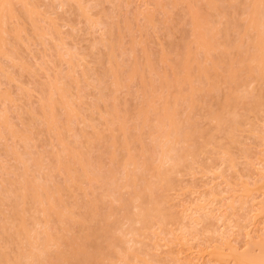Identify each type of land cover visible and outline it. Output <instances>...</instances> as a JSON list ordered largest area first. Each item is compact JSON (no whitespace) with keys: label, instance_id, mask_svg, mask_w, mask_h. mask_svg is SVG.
Returning a JSON list of instances; mask_svg holds the SVG:
<instances>
[{"label":"rangeland","instance_id":"rangeland-1","mask_svg":"<svg viewBox=\"0 0 264 264\" xmlns=\"http://www.w3.org/2000/svg\"><path fill=\"white\" fill-rule=\"evenodd\" d=\"M216 1L222 7L226 5L224 6L226 10L224 7L223 10H225L227 13H224L225 11H222L221 8L218 11L215 9L214 11L213 9L210 11L209 9L210 14L213 15L212 16L213 18L211 19V16H207V18L209 17L214 22V24L213 22H211L212 24L209 25L210 24L209 22L208 24L209 28L207 25L206 26L209 30L210 28L213 29V26L214 28L216 26L217 28L216 30H219V28L221 27L224 28V29L222 28L220 29V32L222 31L224 32L223 34L221 33L223 37L221 36V34H219L221 37L217 35L218 34L217 32V34L215 35L216 37L218 36L219 41L216 42L217 41L216 40L214 42L215 43L214 46H217V43L221 44L220 46L222 49L220 48V46H218V49L214 48L215 49L214 50L212 48L214 51L209 50L210 60L213 58V60L211 61L209 60V58L205 59V55L202 54L203 52L201 53L196 51V53L198 52L202 54L203 55L202 57L198 53L197 54L199 56H197L196 53L194 54L196 55L197 58L201 57L202 59L204 58L206 60L205 61L203 59V63H201L200 58H198V60H200L197 61V63L200 62L198 63L199 66L197 64L198 67H200V64L203 65L206 64L205 66L210 67L209 66L210 63H212V61L217 60L222 62V66L224 64L223 68L221 67L224 71L219 67L220 65L217 64L218 66L216 67L217 68L216 71L212 70L211 67H210L211 69L206 68L210 72H207L206 70V73H204V75L210 73L209 77H205L207 75L203 76V73L198 75L197 77V72H195L197 69L194 67L192 70L193 73L189 72L191 75L190 78L192 79V76L195 73L196 79L200 82H198L195 78L192 79L191 83L195 81V84H193L195 86H193L192 84L191 86L194 87L193 89L195 90L192 91L191 88V90L189 91L191 95L187 96L186 95L188 93L187 91L189 90V87H191L190 85L188 86V83L186 82V80H188L189 77L185 79V82L187 83L186 85L184 83L185 86L182 84L181 86L179 83L181 88L179 86L178 88H176L177 87L176 86L177 82L175 81L177 79L176 76H179L181 73L180 70H178L179 66L177 65L178 63L176 62L178 61L179 57L183 55L185 50H186L185 52H187L188 50H191L193 46H195V48L193 47L194 51L195 49H197L196 48L197 45H194L196 44L195 41L194 40L192 41L194 36L193 33L197 27L196 28L194 27V22L193 19H191L190 15L194 16V14L196 13H192V12H197V16L199 18L196 17L194 18H196L198 21H200V19H204V17L206 22L207 20L210 21L209 18L206 19L205 16V15H210L209 13H207L208 11L207 9L210 6V4L208 7H205L208 1L206 2L205 0H5V1L3 0L4 5L2 3L0 4V11H1L0 14V19H1L0 20V193L1 194L3 193L2 196L0 194L1 196L0 223L1 224L3 223V225H5L4 223L10 221L9 228L11 226L15 229L11 221L15 219L13 221L14 223L16 219L21 216L18 215L17 217H15L16 215L15 212L17 213L19 211V208L18 211L17 210L14 211L13 214L15 215L11 214L12 209L13 208L15 209V207L13 206L15 205L17 207L16 204L19 203V200L17 201L15 199V195H16L15 191L18 192L21 186L23 187V185L25 186L26 183L28 184V181L31 184L33 183L36 184L39 182L38 184H36V186H33L34 184L32 186L29 185L31 186L30 190H32L35 187L40 188L41 186L42 187L40 189H42L43 186L44 188L46 186L47 187L50 186L53 188L55 185H59V186L62 185L64 187L63 184L65 183V179H66L67 183H65V185L67 187L66 186L64 187L63 189L64 191H62L63 194L61 195L65 202V204L63 203L65 208L68 207L66 210L64 208V211L65 212L71 211L69 212L70 214L68 216L72 215L70 216V219L67 216L64 217L67 219L63 220V222H65L63 223L61 221V219H64L61 217L63 214L62 215L57 214L56 212L53 211L55 209H53L52 207L51 208L53 210H49L50 208H48L47 210L48 212H46L45 210H43L46 204L45 205L43 204L44 206L41 210L46 212L44 214L43 211L39 212L40 211L39 205L42 203L36 204L38 205L37 206L38 209L36 212L35 209L33 208L35 205L32 207V203H33L31 201L32 199L26 200L28 203H30L28 207V204L23 199L24 197L21 198L19 196L22 205L18 204L21 206V210H20L21 213L18 212V214H22L24 216L25 212L23 213L24 208L22 206H25V210L27 208L30 210V211L26 210L25 213L26 217L24 218L28 221L29 224L30 223L32 224L29 225L26 222L23 224H26L25 227L27 228L28 226H30L29 229H27V231L30 230V228L31 229L33 228V230L28 231L27 233L29 232L30 233L28 235L26 234V236H24L25 234L21 235V233L23 234V232H20V234H18L19 231L17 232L15 231V232L19 236L21 235L20 237L24 236L25 238L28 239V241H30L29 243L30 246H27L28 248L29 247L32 248L31 242L33 246V243L36 240H38L37 238L34 239L37 234V230L42 232L43 231L42 228L46 229V227L49 225L48 227L50 228L52 227L51 229H49V231L51 230L54 232V233L53 232L50 233L51 235L53 234V236H55L54 237L55 241L53 240L54 243L51 242V244H49L52 246H47V247L52 248L53 250H57L58 247L57 251H52V250L50 251L49 249L46 248L47 250H49L47 259L49 260L50 258L49 256L51 255V258L53 259L50 260L52 261L54 259L57 260L59 257H62V254L61 256L56 257V254L58 255L57 252H59L60 248L61 251H63L64 248L63 246L69 243V239H68V243L65 242L66 241L65 238L68 237V235H69L68 238H70V243L71 240L73 241L74 238H76V240L79 241L77 242L78 244H80V241H82L79 239L89 238L90 239V240L88 239L89 241L85 239L86 241L84 240V242H82L83 244L85 243L83 245V248L87 249L86 244L90 246L88 243L91 242L90 243L91 247L88 248L89 250L91 248L94 249L95 252L92 249L90 250L91 252L88 250L87 251L91 254L94 253V256L95 258H97V260L98 257H100L101 259L102 258L101 255H103V253L106 252L107 253V254L105 253L106 259L105 256H103L105 260L102 258L101 261L103 260L105 262L106 260L109 259V261H107V264L109 262H110L109 264H113V263L114 264H239L241 261L240 262H235V261H238L239 255L241 256L243 254H247L245 253L246 251L248 253L251 252L253 255L255 252L256 255L261 254V250H260L261 246L258 245H260L259 243L264 241V209H263L264 205H262L264 203V199H263L264 198V190H263L264 189L263 186L264 185V179H263L264 177V108H263L264 80H262L263 82L261 80L257 81V79H254V72H251L253 74L252 76V74L249 71H247L245 68H244L245 70L243 71L246 72L247 76L244 74L243 71H241L242 69H235V72L236 70L238 72L240 71L239 74L237 72L238 76L236 73H234V75L237 76V78L235 77L236 79L234 78L235 80L233 79V77L232 78L228 77L229 75L226 74L224 75L225 71L227 72V70H225L224 68L225 65L227 68L229 64L232 63V61L234 60L232 64L233 65L232 67H234L235 64L237 63V61L235 60H237L238 58L240 59L241 52L237 50L242 49V51H246L245 49L248 48H250V51L253 50L251 49L252 48L251 46L247 48L248 43L251 44L250 37L248 35L250 32H248L246 35L244 34L245 36H243V34L242 35L240 34V32L243 33L244 31V24L246 25L245 31H247V29L250 31L251 29L250 26L247 27V24L242 22V20L243 21L245 20L243 18L245 17L248 18L250 16V15L248 16V13L250 12V8L248 7L249 5H247L250 3L249 2L250 0L249 1L238 0L239 5H236L238 2L237 0H235L236 2L234 3L233 0L231 2L233 5L232 7L235 6L236 8H232L230 2H228L229 6H227L226 3L229 0L227 1L222 0L223 2L221 4H220L221 1L220 2H218V0ZM240 4L242 5L246 4L247 6L245 5L246 7L244 6L242 7ZM244 10H246L245 13ZM224 16L227 17L225 18ZM230 16L232 20L229 18ZM226 19L231 20L230 21L231 23L235 21L232 24V28L233 25H235L234 26L235 28L231 29L230 28L231 23L228 24L227 22H229V20ZM197 20L194 21L198 23ZM205 20H203L204 23ZM222 21L225 22L224 23L225 25L223 24ZM191 22H193V24H191ZM240 22L242 24L244 23L242 27ZM217 23L220 24L216 25ZM226 23L230 26H227ZM192 25L194 28L193 29L194 31L192 30L193 33H191ZM197 26L200 25L197 24ZM238 26L239 29H237ZM199 28L200 27H198V29ZM208 29L203 28V31L206 30L205 33L207 34ZM214 30L215 29H213V31ZM227 30L228 31L230 30L229 35L231 39L233 40L235 39V41L238 42L239 40L240 41L242 40L243 44L240 45L242 48L239 46V44L237 46L238 49L235 47V45L238 42L237 43L234 42V45L232 43H230L232 45L228 43L230 46L227 43H225L226 40H229L228 42L230 41L233 42L230 39V37L228 38L229 35H227L228 33ZM200 31L201 30L199 29L198 32L200 33ZM238 31L240 34L239 36H238ZM196 33L197 32L194 33L195 34L194 38H196ZM239 37L240 39H238ZM241 37H244L245 39L243 38L241 39ZM245 42H247V44ZM223 43L227 44L228 46L227 45L225 46ZM186 44H188L186 47V48L189 47L188 49L185 48ZM222 46H224L227 51L229 50L228 52L229 54H226L227 52L223 51ZM218 50L220 52L222 50L223 53L225 52L224 53L226 54L225 57L227 56L228 58L225 59L223 55L222 57L221 54L223 53L221 54L220 52L217 53ZM192 52L190 51V53ZM236 52H238L237 54L240 55L237 56ZM185 54H189V52ZM216 54L217 55L220 54V55H218L217 57ZM211 55L214 57H212ZM183 57L184 58L182 57L180 58H182V60L184 61L185 58L187 59L189 58V60L190 59L192 60V56L191 58L190 56L188 57L183 56ZM227 59L229 60V63ZM230 59L233 60L230 62ZM195 60L196 58H194V63ZM225 60L226 62L223 63V61ZM174 62H175V66L173 67ZM238 65L240 66L241 64L239 63ZM193 66H195V64H193ZM172 67L173 70L171 71ZM133 68L137 69V71H135L137 73H131V69ZM200 68L204 69L203 67ZM219 68L221 72L218 71ZM211 70L215 72L211 73ZM175 71L176 74L174 77ZM197 71L199 72L200 69H198ZM201 72L202 70L200 71V73ZM216 72H219L218 74L221 73V75L223 74L222 75L223 78L220 75L216 74ZM248 73L249 75L252 76L254 80L251 78V76H248ZM182 74L183 73H181V77ZM165 75L168 76L167 79L168 78L170 79L171 75L172 78H176L175 80L171 78L172 81L175 82V84L174 83L173 84L176 89L174 87L172 88V86L167 87V85L169 84V83L167 84V82L164 83L166 84L164 85L165 87L162 86L163 85L162 82H165L166 80L163 79L166 77ZM217 75L220 77H218ZM213 76L214 77L217 76L215 77L217 80ZM226 76L227 78H225ZM199 77L200 80L198 79ZM203 77L204 79L208 78V80L207 79L206 80L208 83L210 82V84L208 83L206 84V82L204 83L205 80L203 79ZM239 77H241V79ZM117 78L118 80H116ZM228 78L230 79V82H227L229 81ZM244 78L245 79L247 78L246 81ZM231 79H233V81H231ZM239 79L241 80L240 82L241 84L243 81L244 83L245 82L246 83L245 84L243 83L241 86H239L240 85ZM201 81L203 82L204 85L207 86L209 85V87L207 88L210 87L211 89H213L214 87L215 88L213 90L210 89L208 91L205 88L206 86L204 87L203 84H202L203 86L200 85ZM217 82L218 84H215ZM211 83H213V85L215 86H212ZM231 85H236V87L235 86L232 87ZM230 87L232 88L230 89ZM201 88H203V90ZM178 89H180V91ZM253 89L254 92H252L253 93L252 94L251 91ZM181 91L185 93L187 92L186 94L182 92L185 97L187 96L186 97L187 99L191 96L189 99H191V102L193 103V107L191 106V103L188 102L189 99L187 101L186 98L184 101L179 100L178 103H177V99L175 98L176 105L175 104L173 105V103L169 105L170 100H173L172 96L175 95L176 93H178L179 95ZM246 91L248 95L250 93V96L251 95L253 96L252 97L253 100L251 99V97L249 99L247 97H244V95H246ZM60 92H62L63 94H61ZM174 92L176 93L174 94ZM258 92L260 96H262L259 97V101L261 98L260 102L255 100V97L257 96ZM231 93L232 95L235 94L237 98L239 97L240 102H238L239 98L237 99V104L236 102L232 101L233 99L232 100L230 99L231 101L230 100L228 101L234 103H231V105L227 104L226 101L228 98L226 97L228 96V94L230 95ZM175 96H177V94ZM258 96L256 98L257 100H258ZM181 97L183 96H180L179 99H181ZM224 97H225V101L222 100L224 99ZM61 98H63V100ZM147 99L153 100V102L151 103L149 102L151 106L153 105V112L151 111V109H147L148 113L146 112V114H150L149 110L151 111L149 117L152 116L153 113L155 112L153 116L154 118L155 115H157L158 109L159 108L161 109V107L165 105V108L162 107V109H164V112L162 109L161 112L164 115L166 110L169 111L170 109V113L176 111L175 112L176 117L173 116V118H177L178 121H176V119L174 120L176 121L175 123L176 126L180 127V131L189 127L187 128L186 131H189V129L192 128L191 131L189 132H193L194 131L193 127L196 128L197 126L199 127L198 131H196L197 132L196 134L200 133L196 137L198 138V144H199L197 146V153L194 156L192 155H188L187 157L185 156L186 157L184 158L185 160L183 159L185 163L184 164L183 162L181 163L183 164V166L179 165L180 167L178 166L176 170H174L170 174L168 173L169 180L168 178H165L164 179L165 182L164 180H162L163 182L160 181L158 182L159 180L158 178L157 181L156 179L154 180L153 178L150 180V178L148 177H150V175L152 173L154 174L155 172L154 178H156V174H157V171L155 169L154 172L151 171L150 165L152 164V162H150V159H152V161L156 164L158 161L157 166L162 167L160 168L161 170L167 169L168 165L170 166L172 162L171 160H170L171 162L169 161V159H171L169 157H167L169 158L168 160L165 159L166 157L163 158L164 155H162L161 149L159 148L160 142H162V139L164 138L163 137L164 135L161 134L164 132L163 130L165 129V127L168 128L169 120L168 118L167 121L165 120L166 126L163 125L164 129L162 127L161 130L163 132L161 131V133H158L159 132L158 130H160L161 128L160 126H162V124L158 123L160 126L156 124L157 121L159 120V119L157 120L158 117L157 118L155 117L154 119H152V117L150 118L147 117L149 120L150 119L153 120V121L151 120L152 122L149 121L150 123L147 121L149 123L148 124L145 121L147 119H143L145 116L143 114L146 111V109L144 112H142L143 114H140L141 108L143 107L142 109L144 110V106L145 108L147 107L146 105H143L145 104ZM242 99H243V103H245L246 105L241 103ZM244 99L246 100L244 101ZM63 101L65 102V104ZM185 101H187L188 103ZM219 101L222 105L219 103ZM221 101H223L224 103ZM246 101H249L248 104L246 103ZM62 104H64V106ZM166 105L167 106L169 105L170 108L168 109ZM188 105L192 107V108L190 107V110H187L189 107ZM218 105H220L221 108ZM173 106L175 107L177 106V109H175V107ZM41 107L44 109L43 111ZM225 107H227V110ZM160 109L158 111L159 114H160ZM214 109L217 112H219L217 114L218 116L215 117L211 116L213 112H214L213 115H215L216 113ZM111 111H113L112 115H111ZM114 111L116 113H114ZM117 112L122 116L124 121L125 120L127 121V122L121 121L122 125L121 123H119V125H121L122 127L124 126L123 128L127 130L126 133L128 134V136L127 134L125 135V131L122 136V132H123L122 130H124L121 129L122 127L119 126L120 129L117 127V125L114 126L115 129H112L113 126L111 127L110 116H112V118L113 117L116 118L118 115ZM162 113L159 115V117L163 116ZM204 113L206 116L203 115ZM230 114H232V116L235 115L237 117L236 118L233 116L235 119L233 120L234 122L232 121L233 118L230 117ZM141 115H143V118ZM219 115H221L222 117ZM227 115L230 117V118L228 117L229 121L226 120ZM121 116H119L120 118L117 117L116 120L117 119L121 120L122 119ZM164 116L161 118H164ZM126 117L127 119H125ZM164 119L161 120H163V123L165 124ZM225 120L227 122L224 125ZM48 121L51 124L48 123ZM220 121H222V123ZM236 121L238 122L237 125L235 123ZM113 122L114 121H112V123ZM178 122L179 123L183 122L182 124H184L185 122L186 123L185 125L187 126L184 127L185 125L182 126L180 124L182 127H184L182 128L180 125H178L179 124ZM143 123L145 124L147 123L146 125H151V126L152 125L154 126L156 124L157 127L156 126H154L156 128H153L151 126L147 127L144 126ZM193 123H195L196 126ZM218 123L223 125V127H221ZM49 124L51 125L50 127L47 126ZM52 124L54 126H52ZM126 124L128 125V127L125 126ZM188 124L190 126H188ZM109 127L112 129L111 131ZM158 127L160 128L157 130L158 131L157 132L155 131V129H157ZM96 131L97 133H94ZM100 131L104 135L100 133ZM230 131L232 132V134L229 133ZM128 132L133 133V135L131 134V137L133 136L132 138L134 140V142L132 143H130V140H132V138L129 136ZM156 132L158 133V135L160 134L163 138L160 137V140L157 141L158 136L156 137L157 135ZM137 133L139 137L137 136ZM99 134L100 135L102 134L103 136L102 138L98 139ZM175 134L176 133L172 132L171 136L173 135L178 136V134L176 135ZM95 135L97 136L98 140L96 139ZM111 136L113 137L111 138ZM114 136L116 137V140ZM199 136L202 137L199 138ZM136 137L140 139H134ZM179 137L182 138L181 136H178V138ZM91 138L93 140L94 139L96 140L94 141L92 140L93 141L92 143L90 142ZM128 138H130V140ZM171 139L173 140V137ZM135 140L136 141L140 140V142H135ZM164 140L165 139H163V143ZM195 140L197 139H195L194 136V141ZM109 141H112V144L114 145H111V142L108 143ZM114 141L116 142L114 143ZM123 141L125 143H122ZM156 141H157L156 144L159 143V146L158 145L155 146ZM199 141L201 142L202 146L200 145ZM175 142L176 143L174 144V146L176 147L174 148V146L172 145V148H174V150L177 153H180V149L182 147L184 149L187 147L184 146L186 143L184 139L182 141L180 140L178 142L177 141ZM180 142H183L184 145H181ZM89 143H92L89 145L91 146V148L88 147ZM85 144L87 145V147ZM108 144L109 146H112L111 150L110 147L108 149L107 146ZM122 144H124V147L127 145V148L125 147L126 150ZM65 146L71 148L70 150L75 148L78 149L80 148L79 149L80 153L81 151L83 153L79 154L78 153L79 150L75 149L74 151L75 156L72 155L73 153L69 155V153L73 151L69 152L70 150L68 149L69 153H66L65 150H67L66 149L67 147ZM63 148H65V150ZM109 150L110 151L113 150L114 153L113 151L110 152ZM175 151H172L171 154L173 153L174 155ZM128 153L130 154L132 153L134 155L132 156L131 154L132 156L131 159L129 155V160L126 159ZM123 157L125 159H123ZM145 157L146 158L148 157L149 159L147 160ZM132 158L137 160V164L138 166L141 167V170L140 168H138L136 162ZM144 158L150 162V165L147 168L149 170H147L146 168L144 170L142 168V164H145ZM60 159H62L63 161ZM81 159L84 162L82 164L80 163ZM131 160L132 162L134 161L135 163L133 162L132 164L131 163L128 164ZM139 160H141L142 162ZM59 161L63 162V163L61 162L62 165L59 164ZM87 161H89L90 163V166L88 167L89 170L94 171L95 177L97 176L102 177V181L104 179L103 177L109 174V171H111L114 168V170H112L111 172V174H113V171H115L116 169L115 173L113 174L115 178L114 177L112 178V175H108L111 176L110 178H107L108 176H106L105 178L107 179V181L110 179L111 181L112 179L113 180L117 179L115 181L118 182V186H117L118 191L117 190H116L117 192L114 191L115 193L110 191L107 192L108 194L107 197L106 188H108L107 190H110L112 189V187H114L113 190H115L116 184L114 185L113 181L112 182L106 181L109 184L106 183L104 184L102 181H98L97 179H95V177L92 176L94 174L92 175L89 174V178L90 179L93 178L91 182L90 179L87 178V176L84 177L87 178L85 179L86 180L85 181L83 179L82 174L79 173V171L81 172V170L84 169L82 167H84L88 163ZM121 161L124 162L121 163L122 167L123 164L126 163L124 166L128 167L129 165V169L130 168L132 169V171L129 170L130 172H133L131 173L133 175L131 180L128 181L127 179L124 180L126 173H124V171L122 173L123 168H121V166L119 165ZM68 162L70 164H68ZM140 162L142 163L141 165ZM149 162L146 164H149ZM160 162H163V164H165L166 166L163 164H159ZM66 163L68 164V166L66 165ZM63 164L66 166H64ZM136 166L139 170L135 168ZM63 167H66V169H64ZM86 167L87 166H85V168ZM59 168H61L62 170L59 171ZM92 171L90 173H92ZM130 172L128 173L130 174ZM72 173L73 175H75V173H78V175L81 174L80 181L83 179L81 181L83 184L81 182L80 183L74 182V180L76 181L78 180L77 177L72 182L71 179L72 177H74ZM116 173L118 178L115 175ZM143 174L144 176H142V178L146 177L144 178L146 182H148V180L149 182H152L154 180L156 184L157 183L159 184V187L157 188L155 182H152L154 183L157 189L154 186L152 187L150 186V189L152 188V190L149 191L146 190V192L151 194L150 191H153L154 193L152 192L153 194H151V196H154L156 198L158 197L157 193H160L158 194L160 196L157 199V201H159L158 202L159 205L157 204V202L156 204L161 213L159 212L158 209L156 210L158 214L152 212L153 215L151 214L152 217L150 216L151 217L149 219L150 221L149 222L147 221V224L149 223L148 226L147 225L144 226L145 223L142 221L140 223L139 221L137 223L135 222L132 223L130 219L128 221L132 223V226L130 224H128V226L129 225L131 226V227L129 226V229H131L132 231L129 230L130 231L129 232L127 230H121L120 228L121 226L120 227L118 226L122 234L119 233L120 231L116 232L117 231L116 229L118 228L117 225L123 224L124 227L126 228L128 223L127 221L128 217L126 216L127 217L126 220L123 219L126 218L124 217V215L122 217V211H123L122 209L126 208V203H127L124 201L128 199L130 200L129 197L131 198L133 197V195L131 196V193L128 194V190L130 189V187L127 183L128 182L129 184L130 182L133 183V187H136L138 192L144 193L145 189L143 191L142 188L146 184L144 183L145 180L142 181L143 179L141 178V175ZM123 176L124 178H122ZM67 178H69L70 180H68ZM119 178L123 179L125 184L123 183L122 180H119ZM63 179H64V183H63ZM99 180H101V178ZM172 181L173 183H170ZM71 183L73 184L76 183L78 188H76V185L72 187L73 184L71 185ZM142 183H144L145 185L144 184L142 185ZM45 184L47 185L45 186ZM161 184L165 186L163 187ZM140 185H142V187ZM62 186L59 188H62ZM69 186L71 187V190ZM261 187H263V189ZM52 188H50L51 190L50 189L49 190L52 191L54 189ZM55 188H57L58 190V186H55ZM68 189L70 192L65 191ZM49 190L47 191L48 193L50 192ZM57 190L55 189L54 190L55 192L53 191L54 193L51 192V196L52 194L58 195L59 193H61V192L58 193ZM130 190H132V184ZM25 191L26 190H24V192ZM28 191H27V195H29ZM133 191L134 190H132V192ZM32 192L33 191H31V193ZM146 192L144 193L145 195H143V197L145 196L144 198L142 197V195H140L141 196L140 199L143 200L139 201L138 199L137 201H134L137 199L136 197L133 198L134 200L131 199L133 201L130 200L131 202H133L132 204L128 201L129 202L128 205L130 204L131 205L130 207H127L128 209L127 208L126 210L124 209L125 211L123 214L125 215L130 214L133 217L135 216L134 217L135 219L137 218L136 217L137 215H132L131 213L133 212L136 213L137 209H139L137 208V206L141 205L144 207L145 205L146 207V205L149 206L148 204L154 205L153 201L155 202L156 198L152 197L153 198L152 199L150 195H148ZM21 193L22 196L24 194V196L26 197L23 191ZM109 194H112V197ZM119 194L123 196L120 195L121 197H119ZM126 194H128V199L127 196L126 198L124 197ZM69 195H71V197H69ZM113 195H116L119 198L123 197L124 201L122 199H121L122 201H120L118 197L116 199V196L114 197ZM3 196L5 197V199L3 198ZM57 199L58 198L56 197V200ZM145 199L147 200V202ZM44 200L46 201L47 199ZM90 201H92L93 203L95 202L96 205L95 204L93 205V203ZM138 201L139 203H141L140 205ZM60 202L58 203L56 202V204H59ZM88 202H90V204H92L93 206L91 208L88 207L90 208V210H88V213L91 214L89 216L91 218L93 216L97 218L96 215L97 216L100 215L101 219L95 220L94 218L93 220L90 219V217H88V219L86 220V217L88 215H84L85 220L81 219L83 217L82 215L78 217L80 213L81 214L83 212L87 213L88 208L86 207L85 203L89 204ZM122 202H124L125 204H123ZM160 202L162 205H160ZM83 203L85 206L83 205ZM136 203L137 205H135ZM69 204L73 207L74 212H77V215L79 213L78 216L75 215V213L72 211V207L71 206L69 207ZM73 204H75V206ZM120 204H123L124 208H121L123 205ZM80 205L81 206L83 205L85 208L84 207L80 208ZM30 206L34 210H31L32 208ZM40 206L42 207V205ZM61 206L63 205L60 203V207L58 208L60 209ZM95 206H97V210ZM160 206L163 207L160 208ZM45 207H47V205ZM108 208L109 209L111 208V212L110 210L108 211ZM92 209L93 210L95 209V212L96 211L97 212L96 213L93 212ZM127 210H129V212L131 210V212L127 213L126 212ZM31 211H35V212L31 214ZM104 211H106L107 216H103L105 215ZM53 212L55 213V215ZM68 212H66V214ZM72 212L76 216L72 220L75 221V220H79L80 218L81 222H79L80 220L78 222L82 223L83 225H84L83 222H85L86 225L87 223L86 221H88V225H90L89 221L91 222V225L95 224L92 221L95 222L98 221L96 222L95 225H93L92 228L90 227L91 229L88 226V228L91 230V231L89 230V232L91 233L94 231L96 232L94 234L93 233L88 234L89 236L87 237L86 234L87 225L85 227L86 229L85 231L84 229L85 225L82 226V224L81 225L79 224L80 226H82V230H79L81 228L80 226L77 225V229L75 230L77 233L73 232L74 230L72 229L73 230L72 231L71 228L75 227L76 224H78V222L75 223L76 222L75 221L74 222L75 225L73 224L71 220V218H73ZM101 212H103L104 214L102 213L101 215L100 214ZM154 213L156 214L155 216ZM56 214L61 217L60 220L58 219L59 220L58 222L56 219L57 216ZM115 214L117 215L115 216L117 217V219L114 217ZM110 215L111 216L113 215L112 218L114 217L116 220L113 219L115 221H111L112 218L109 217ZM11 216L14 217V219H12ZM100 216H98V218H100ZM102 216L105 221H102L103 220ZM165 216L167 217V220ZM106 217H108L109 219ZM157 217L159 218L156 219ZM34 220L35 222H37V224H34L35 223L33 222ZM125 221L127 222L125 223ZM99 222L102 223L110 222V225L104 223L106 224V226H109L110 228L107 227L109 229H106V227L103 226L104 224L102 225ZM112 222L114 223V225H111ZM46 223H48L47 226L45 225V227L41 228V226H43V224ZM66 226L69 228V230L66 229L67 228ZM124 227L122 229H125ZM132 227L134 229H136L137 227L136 230H138L137 232L139 233H136V230L134 231ZM6 228H8V225ZM112 228L116 230V231L114 230V233H112L113 232ZM95 229H97L98 231ZM1 230L2 233L0 232L1 233L0 238L3 237L4 238L2 239L3 242L1 241V239L0 242L4 244L6 240L7 241L9 240V243L11 244L7 245L8 242L6 241L5 246L7 249L4 248L5 246L3 244H1L2 246L0 245V249L1 250L3 249V251H5L6 253L8 252L7 254L10 255L11 253L14 254L15 250L17 251L16 248L18 247V245L20 243L22 244L25 239L23 240L20 238L21 240H23L22 242L21 240L18 242L17 241L12 242L15 241L16 237H19L17 235L15 236L14 233H11L14 232V230L13 231L8 230L9 232L6 231L4 233L5 235H8L9 233L11 237L10 239L5 237V235H3V232L5 230L4 231L3 229ZM56 230H58V232ZM70 230L72 231V233H75L76 235L72 237L73 239L71 238ZM109 230L111 232H109ZM79 231H83L84 233ZM100 231H102L103 234L106 235L109 232L110 233V234L108 233L109 236L111 234H114V236H111L113 237V239L111 238L112 239L111 240L107 238L108 239L107 240L105 238L106 235L105 236L101 235L102 237L100 238L99 235L102 233ZM60 232L65 237V238L63 237L65 241L61 238L62 236ZM118 233H119L118 236L124 237V239L122 237L120 238L123 239L121 241L122 243L124 242L125 244L120 243L121 241H117V243L120 244V246H122L121 248L118 245V248L117 246H115L116 248L113 247L111 249L110 248L107 249L108 247L107 248L104 247L102 249L103 245L101 243V240L105 238L106 240L103 241H107V242H103L104 244L107 243L109 245L112 242L110 245H113V242L116 243V240H119V237L117 236ZM12 234L14 235L15 239H13ZM64 234L67 236H65ZM81 234L82 235L86 234V237L85 236L82 237ZM56 235L60 236V237L58 236L60 238L59 240L60 242L56 241L57 240ZM90 235L92 236L90 237ZM93 235H97L98 237L95 236L94 238ZM27 236H29L30 238L32 236L34 242L33 240L31 241V239L28 238ZM115 236L118 237V239H116ZM261 237L263 240H260ZM93 238L94 240L97 239L96 242L94 240L92 242ZM41 239H39L38 241H42ZM61 240H63L64 242L63 241L61 242ZM98 240L100 243L98 242ZM141 241L144 244L140 245V243H142ZM37 242L34 243L35 247H37V245L38 246L40 245L39 242L38 244H36ZM55 242L61 244L60 245L56 244L57 245L56 247L53 245L55 244ZM75 242L76 241H74L73 244ZM24 244L25 242L22 244V246L19 245V247H21L22 249L24 247ZM78 244H76L75 247H77ZM13 245L16 247H14ZM93 245H98L97 249L99 248V250L95 249L96 246L94 248ZM110 245L109 247H111ZM130 246L132 248H130ZM68 247L66 248L68 249ZM100 248L102 251L100 250ZM25 249L26 248H24V250ZM112 249L113 251L111 252ZM140 250L143 252H141ZM61 251L59 253H61ZM67 251L68 250H66V252ZM108 251H110L112 254L114 251H116L114 252L115 254H113L114 256L112 255V257L115 259L111 260L108 257L111 255V254L108 255L109 254ZM46 252L47 251H45V253ZM53 252H55L56 254L54 253L53 255ZM45 253L42 255L47 256V254ZM98 253H101V255H98V257H96ZM116 254H118V256H115ZM97 260L92 259V262L94 261L93 263L95 264V261ZM101 261L98 260L96 263L100 262L103 264L104 262ZM34 262H36L37 264L40 261L38 262L34 261ZM104 264H106V262ZM241 264H247V262L246 263L242 262Z\"/></svg>","mask_w":264,"mask_h":264},{"label":"bare ground","instance_id":"bare-ground-1","mask_svg":"<svg viewBox=\"0 0 264 264\" xmlns=\"http://www.w3.org/2000/svg\"><path fill=\"white\" fill-rule=\"evenodd\" d=\"M0 1H1V0H0ZM4 1H5V0H4ZM205 1H206V2L208 1V2H207L208 5L205 3V4L207 5V6L205 5V7H208L209 4H210V6H209L208 9H207V10H208L207 13H209V14H210V11H211L212 9H213V11H214V9L218 11L220 8L222 9V11H225V10H226V8L224 7V6H226V5L223 6V7L225 8V10H223V7H222L221 5H219V3H217L216 0H213V1H211V0H205ZM209 1H211V2H209ZM220 1H221V2H220ZM225 1H227V0H225ZM225 1H224V2H225ZM232 1H233V0H231V1L229 0V1H227V3H226V2H225V3L227 4V6H229V3H228V2H230V5H231V7H232V6H233L232 3H231ZM237 1H238V0H237ZM248 1H249V0H248ZM218 2H220V4H221L223 1H222V0H218ZM234 2H236V1L234 0L233 3H234ZM245 2H246V1H245ZM245 2H243V3H245ZM249 2H250V3H249ZM249 2H248L249 4H247V5H249L248 7L250 8V12L248 13V16H249V15H250V16H249V17L247 16L248 18H246V17L243 18V19H245V20H244V21L242 20V22L246 23V24H247V27L250 26L251 29H250V31H249L248 29H247V31H245V30H246V29H245V28H246V25L243 23V24H244V31H245V32H244V31H243V33L240 32V34H241V35L243 34V36H245L248 32H250L248 35H249V37H250V42H251V44L248 43L247 48H248L249 46H251V47H252L251 49H253V50L250 51V48L245 49L246 51H242V49H241V50H240V49L237 50V51H240V52H241L240 59L238 58L237 60H235V61H237V63L235 64L234 67H232V66H233L232 64H233V61H234V60H233V59H230V62H231L232 60H233V61H232V63L229 64V66H228L227 68H226V65H225L224 68H225V70H227V72L225 71L224 75H225V74H226V75H229L228 77H231V78L233 77V79H234L235 77L237 78V76H238V74H239V72H240V71L238 72L237 70H236V72H235V69H242L241 71H243V70L246 69V70L249 71L250 73H251V72H254V79H257V81H258V80H261V81H262V80H264V0H250ZM1 3L3 4V0L1 1ZM1 3H0V4H1ZM223 4H224V3H223ZM3 5H4V4H3ZM236 5H239V1L237 2ZM240 5H241L242 7H243V6H244V7L247 6L246 4H245L246 6H245V5H242V4H240ZM219 6H220V7H219ZM237 7H239V6H237ZM248 7H247V8H248ZM1 8H2V7H1ZM232 8H236V7L234 6V7H232ZM209 9H210V11H209ZM222 11H221V12H222ZM245 11H246V10H244V13H245ZM191 12H192V11H191ZM192 13H196V14H194V16H192V15H190V16H191V19H193L194 27H195V28L197 27V28L195 29V31L193 30V29H194V28H193V25H192V27H191V33H193L192 30L194 31V33H195V32L198 33V36H197V33H196V38H194V37H195V34L193 33L194 36H193V39H192V41H193V40L195 41L196 44H194V45H197V47H196L197 49H195V51H194L193 47L195 48V46H193L192 49H191V47H190L191 50H188V51H187V52H189V54H185V53H187V52H185V51H186V50H185L184 53H183V55L180 56V57H182V58H184L183 56H185V57L190 56V58H191V56H192V60H191V59L189 60V58H188V59L185 58V61H184V60H182V58H180L179 55H178V57H179L178 61H179V62H178L177 59H176V61H177L176 63H178L177 65L179 66V67H178V70H180V72L183 73V74H182V77H181V73H180V75H179L180 78H179V76H176L177 79H176V78H172V75H173V73H172V75L170 76V79L168 78V79H169V80H168V79H167L168 76L165 75L166 77L163 78V79H166L167 81L165 80V82H162V83H163V85H162L163 87H165L164 85H166V84H164V83L167 82V84L169 83V84L167 85V87H168V86H169V87L172 86V88H173L175 82H173L172 79H173V80L176 79L175 81L178 83V85H177V83H176V86H177L176 88H178V86L180 87L181 84L184 85V83H185V85L188 83V86H189V85L191 86V84H192V85L195 84V81H194L193 83H191L192 79H194V78L196 79V77H195V73H194V75L192 76V79L190 78V76H191L190 73H193L192 70H193L194 67H195L197 70H198V69H200V71L202 70L201 73H200V71H199V72H198L197 70L195 71V72H197V77H198V75H200V74H202V73H203V76L207 75V76H205V77H209V74H210V73L204 75V73H206V70H207V69H209V68L211 67L212 70H215V71H216V70H217L216 67H217L218 65H220V66H219L220 68H221V67L223 68V66H224V64H223V66H222V62L216 60V61H212V63H210V65H209L210 67L205 66V65H206L205 63H204L205 65L200 64V67H203L204 69L198 67V66H199L198 63H200V62L197 63V61H200V60H201V63H203V59H204V58H203V59L201 58V57L203 56L202 54L205 55V59H206V58H209V60H210V56H209V52H210V51H209V50L214 51V50H215L214 48H217V49H218V46L221 45V44L217 43V46H214V45H215L214 42H215L216 40H217L216 42L219 41L218 36L216 37L215 34H217V32H218L217 35H219V34H221V33L223 34L224 32H223L222 30H221L222 32H220V29H221L222 27L219 28V30H216V29H217L216 26H215V28H214L213 25H212V26H213V29H215L214 31H213L212 28H210V30L208 29V28H209V25L212 24L211 22H213V21L211 20V19L213 18V17H212L213 15H211V14H210V15H205V16H206V19L209 18V17L207 18V16H211V19L209 18L210 21L207 20V22H208V23H207L206 20H205V17H204V19H200V21H198V20L196 19V18H199V17L197 16V12H192ZM207 13H206V14H207ZM219 13H220V12H219ZM224 13H227V12L225 11ZM0 14H1V11H0ZM190 14H191V13H190ZM215 14H216V13H215ZM215 14H214V16H215ZM218 15H219V14H218ZM223 15H224V14H223ZM216 16H217V15H216ZM221 16H222V13H221ZM221 16H220V17H221ZM192 17H193V18H192ZM194 17H196V18H194ZM224 17L226 18L227 16H224ZM229 18L231 19V16H230ZM232 18H233V17H232ZM234 18H235V17H234ZM217 19H218V18H217ZM246 19H247V21H246ZM0 20H1V19H0ZM194 20H197L198 23H196V21H194ZM201 20H202V22H201ZM203 20H205V23H204ZM226 20H229V19H226ZM231 20H232V19H231ZM231 20H229V22H227V23H228V24L231 23V22H230ZM191 21H192V20H191ZM214 21H215V20H214ZM233 21H234V20H233ZM193 22H191V24H193ZM209 22H210V24H209ZM217 22H218V21H217ZM222 22H223V21H222ZM222 22H221V23H222ZM234 22H235V21H234ZM234 22H233V23H234ZM200 23H202L203 25L200 24ZM224 23H225V22H223V24H224ZM227 23H226L227 26H230V25H231V26H230L231 29L235 28V27H234L235 25H233V28H232V24H233V23H231L230 25H228ZM240 23H241V22H240ZM197 24H199L200 26H197ZM208 24H209V25H208ZM213 24H214V22H213ZM218 24H220V23H217L216 25H218ZM223 24H222V25H223ZM243 24L241 23V27L243 26ZM204 25H205V26H204ZM206 25L208 26V28H207ZM224 25H225V24H224ZM220 26H221V25H220ZM239 26H240V25H239ZM239 26L237 27V29H239ZM198 27H200V28H199V29L201 30L200 33L198 32V31H199ZM205 27H206V28H205ZM217 27H218V26H217ZM241 27H240V28H241ZM203 28H204V29H208L207 34L205 33L206 30L203 31ZM227 28H228V27H227ZM227 28H226V29H227ZM197 29H198V30H197ZM222 29H224V28H222ZM242 29H243V28H242ZM240 30H241V29H240ZM227 31H228V30H227ZM201 32L204 33V34H202ZM229 32H230V30L228 31L227 35H229ZM222 34H221V36H222ZM240 34H239V31H238V36H239ZM244 34H245V35H244ZM225 35H226V32H225ZM219 36H220V35H219ZM221 36H220V37H221ZM238 36H237V37H238ZM197 37H198V38H197ZM222 37H223V36H222ZM226 37H227V36H226ZM229 37H230V35L228 36V38H229ZM237 37H236V38H237ZM246 37H247V36H246ZM242 38L245 39L244 37H241V39H242ZM223 39H224V38H223ZM230 39H231V37H230ZM238 39H240V37H239ZM238 39H237V40H238ZM220 40H221V39H220ZM231 40H232L233 42H231V41L228 42L229 40H226L227 42H226L225 40H224V41H225V43H227V44H228V43H229V44L232 43L233 45H234V42H236V43L238 42V41H235V39H234V40L231 39ZM248 41H249V40H248ZM183 42H184V41H183ZM193 43H194V42H193ZM193 43H192V45H193ZM240 43H241V44H240ZM245 43L247 44V42H245ZM184 44H185V43H184ZM223 44H224V43H223ZM227 44H224V45L226 46ZM229 44H228V45H229ZM232 44H230V45H232ZM238 44H239V46L242 45V44H243V43H242V40H241V41L239 40V42L235 45L236 48H237ZM187 45H188V44L185 45V48L187 47ZM228 45H227V46H228ZM230 45H229V46H230ZM198 47H199L200 49H199ZM222 47H223V51H226V52H227L226 54H229V53H228L229 50L227 51V50L225 49L224 46H222ZM235 47H234V48H235ZM240 47H241V46H240ZM253 47H254V48H253ZM188 48H189V47H188ZM188 48H186V49H188ZM212 48H213L214 50H213ZM220 48H221V46H220ZM220 48H219V49H220ZM226 48H228V47H226ZM230 48H231V47H230ZM241 48H242V47H241ZM217 49H216V50H217ZM221 49H222V48H221ZM237 49H238V48H237ZM199 50H201V51H199ZM232 50H233V47H232ZM248 50H249V51H248ZM190 51H191V52L193 51V52L190 53ZM196 51L201 52V53L203 52L202 54H200V53L197 52L198 54L201 55V57H198V58H200V60H198V58L196 57V55L199 56V55L196 53ZM219 52H220V51L218 50L217 53H219ZM194 53H196V55H195ZM221 53H223L222 50H221L220 54H221ZM224 53H225V52H224ZM224 53L221 54V56L223 55V56L225 57L226 54H224ZM237 53H238V52H236V54H237ZM190 54H192V55H190ZM220 54H218V55H220ZM218 55L216 54L217 57H218ZM239 55H240V54H237V56H239ZM211 56H212V55H211ZM223 56H222V57H223ZM228 56H229V55H228ZM212 57H214V56H212ZM212 57H211V58H212ZM222 57H221V58H222ZM229 57H230V56H229ZM194 58H196L195 63H194ZM219 58H220V57H219ZM226 58H228V57L226 56L225 59H226ZM180 59H181V60H180ZM205 59H204V60H205ZM215 59H216V58H215ZM215 59H214V60H215ZM234 59H235V58H234ZM211 60H213V58H212ZM211 60H210V61H211ZM227 60H228V59H227ZM238 60H239V61H238ZM182 61H183V62H182ZM192 61H193V64H195V66H193ZM205 61H206V60H205ZM210 61H209V62H210ZM180 62H181V65H180ZM225 62H226V60L223 61V63H225ZM238 62L241 64L240 66L238 65V64H239ZM220 63H221V64H220ZM228 63H229V60H228ZM234 63H235V62H234ZM197 64H198V66H197ZM207 64H208V61H207ZM217 64H218V65H217ZM226 64H227V63H226ZM227 65H228V64H227ZM236 65H237V66H236ZM174 66H175V62L173 63V67H174ZM204 66H205V67H204ZM238 66H239V67H238ZM173 67L171 68V71L173 70ZM235 67H236V68H235ZM237 67H238V68H237ZM176 68H177V67H176ZM176 68H175V69H176ZM206 68H207V69H206ZM211 68H210V69H211ZM214 68H215V69H214ZM220 68L218 69L219 72H221V71H220ZM222 68H221V69H222ZM244 68H245V69H244ZM194 70H195V69H194ZM212 70H211V73L213 72ZM222 70H223V69H222ZM133 71H134V72H133ZM135 71H137L136 68H135V69H134V68L131 69V73H137V72H135ZM215 71H214V72H215ZM223 71H224V70H223ZM189 72H190V73H189ZM207 72H210V71L207 70ZM214 72H213V73H214ZM219 72H216V74H218ZM237 72H238V74H237ZM243 72H244V74L247 76L246 72H245V71H243ZM111 73H112V72H111ZM178 73H179V72H178ZM188 73H189V74H188ZM228 73H229V74H228ZM234 73H236L237 76L234 75ZM112 74H113V73H112ZM175 74H176V71H175V73H174V77H175ZM231 74H233V75H231ZM244 74H243V75H244ZM251 74H252V73H251ZM177 75H178V74H177ZM184 75H185V76H184ZM213 75H214V74H213ZM218 75H220V76L222 77L223 74L221 75V73H220V74H218ZM218 75H217V76H218ZM240 75H241V74H240ZM217 76H215V77H217ZM220 76H218V77H220ZM248 76H251V75H249V73H248ZM252 76H253V74H252ZM252 76H251V78H252ZM188 77H189V78H188ZM213 77H214V76H213ZM215 77H214V78H215ZM243 77H245V76H243ZM171 78H172V79H171ZM181 78H182V79H181ZM183 78H184V79H183ZM187 78H188V80H186V82H187V83H186V82H185V79H187ZM222 78H223V77H222ZM225 78H227V76H226ZM236 78H235V79H236ZM239 78L241 79V77H239ZM249 78H250V77H249ZM249 78H248V79H249ZM178 79H179L180 81H179ZM198 79L200 80V77H199ZM203 79H204V77H203ZM203 79H202V81H203ZM206 79L208 80V78H205V79H204V80H205L204 83L206 82V84H207L208 82H207ZM209 79H210V78H209ZM215 79H216V78H215ZM233 79H231V81H233ZM235 79H234V80H235ZM240 79H239V83L241 82ZM244 79H245V78H244ZM246 79H247V78H246ZM246 79H245V81H246ZM252 79H253V78H252ZM254 79H253V80H254ZM116 80H118V78H117ZM116 80H115V81H116ZM161 80H162V79H161ZM182 80H184V81H182ZM196 80H197V79H196ZM216 80H217V79H216ZM219 80H220V78H219ZM228 80H229V81H227V80H226V81H227V82H230V79H229V78H228ZM242 80H243V79H242ZM162 81H163V80H162ZM169 81H170L172 84H171ZM188 81H190V82H188ZM197 81H198V80H197ZM202 81H201V84H200V85L203 84ZM213 81H214V79H213ZM261 81H260V82H261ZM181 82H182V83H181ZM198 82H200V81H198ZM218 82H219V81H218ZM218 82L215 83V84H218ZM234 82H237V81H234ZM254 82H255V81H254ZM262 82H263V81H262ZM173 83H174V84H173ZM179 83H180V85H179ZM189 83H190V84H189ZM231 83H232V82H231ZM243 83H244V81L242 82V84H243ZM245 83H246V82H245ZM245 83H244V84H245ZM257 83H258V82H257ZM114 84H115V82H114ZM208 84H210V82H209ZM229 84H230V83H229ZM235 84H236V83H235ZM242 84L240 83L239 86H241ZM182 85H181V86H182ZM185 85H184V86H185ZM203 85H204V84H203ZM203 85H202V86H203ZM211 85H212V86H215V85H213V83H211ZM237 85H238V83H237ZM258 85H259V84H258ZM263 85H264V84H263ZM152 86H153V85H152ZM193 86H195V85H193ZM196 86H197V84H196ZM205 86H206V87H205ZM216 86H217V85H216ZM231 86H232V87H233V86L236 87V85H231ZM167 87H166V88H167ZM199 87H200V86H199ZM204 87H205L208 91L211 89V87H210V88H207V87H209V85H208V86H207V85H204ZM232 87H230V89H231ZM259 87H260V86H259ZM174 88H175V87H174ZM176 88H175V89H176ZM180 88H181V87H180ZM191 88H192V91L195 90V89H193L194 87H192V86L189 87V90L187 89V90H188L187 92H188L189 94H188L187 92H186V93H187V94H186V93L183 92V91L180 92V94H182V95H180V94H179V95H180V96H183V97H181V99H179L180 96L178 95V93L174 92V94L176 93L177 96H175L176 94H175V95L172 94V95H173V96H172V97H173V100H170V102H169L170 104H169V105H171V103H173V105H174V104L176 105V99H177V103H178L179 100H180V101H181V100L184 101L185 98H186L187 96L191 95L190 92H189V91L191 90ZM195 88H197V87H195ZM214 88H215V87H214ZM214 88H213V89H214ZM201 89L203 90V88H201ZM206 89H205V90H206ZM213 89H211V90H213ZM178 90L180 91V89H178ZM207 90H206V91H207ZM63 91H64V90H63ZM175 91H176V90H175ZM199 91H200V89H199ZM230 91H231V90H230ZM182 92L185 93L187 96L185 97L184 94H183ZM202 92H203V91H202ZM243 92H244V91H243ZM252 92H254V89L251 91V93H252ZM60 93L63 94L62 92H60ZM64 93H65V92H64ZM252 94H253V93H252ZM254 94H255V93H254ZM201 95H203V94H201ZM234 95H235V94H234ZM234 95H232V93H231L230 95L228 94L229 97L227 96L226 98H228L227 101L230 100V99H231V100L233 99L232 101L236 102V104H237V99H238L239 97L237 98L236 95H235V96H234ZM258 95H259V96H258ZM63 96H64V95H63ZM230 96H231L232 98H231ZM233 96H234V97H233ZM242 96H243V95H242ZM248 96H249V97H248ZM254 96H255V95H254ZM257 96H258V100L256 99ZM257 96L255 97V100L258 101V102H260V101H261V98H260V101H259V97H262V96H260L259 92H258ZM61 97H62V96H61ZM190 97H191V96H190ZM190 97H189V98H190ZM244 97H247L248 99L251 97V99H252L253 96H252V95L250 96V93H249V95H248V94H247V91H246V95H244ZM63 98H65V97H63ZM63 98H61V99L63 100ZM175 98H176V99H175ZM182 98H184V99H182ZM189 98H188V99H189ZM61 99H60V100H61ZM152 99H153V98H152ZM152 99H151V100H152ZM171 99H172V98H171ZM188 99L186 98L187 101H188ZM62 100H61V101H62ZM151 100H150V99H147V100H146L147 103L145 102V104H143V105H146L148 108H147V107L145 108V106H144V110H143V109H142L143 107H142L141 110H140V114H143L142 112H144L145 109H146V111L144 112L143 115H145V116L147 115V116H146V117L144 116V118H143V115H141L143 119H147V120H145L146 122H147V121L149 122V121H151L152 119H154L155 117H156V118L158 117L157 120H158V119H159V120L157 121L156 124H157L158 126H160L159 124H162V126H160L161 128L158 127L157 129H155V131H157V130L160 128V130H158L159 132L157 131L158 133H161V131H162L161 129H162L163 125L166 126V121H167V118H168V120H169V126L167 125L168 128L165 127V129H164V127H163V129H164L163 131H164V132L162 131L163 133L161 134V135H164V136H163L164 138H163L160 134L158 135V133L156 132V133H157L156 137L158 136V137H157V141L160 140V137H162L163 139H165V140H164V143H163V139H162V142H160V146H159V143L156 144L157 141L155 142V144H156L155 146H157V145L159 146V148L161 149V153H162V155H164L163 158L166 157V158H165L166 160H168L169 158H171V159H169V161L171 160L172 162L170 161L171 164H170V162H169L170 166L168 165L167 169H165V170L162 169V170H161L160 168H162V167L157 166L158 161H157V164H156V163H154V162L152 161V159H150V162H152L151 165H150V162L147 161V160L149 159L148 157H147V158L145 157L147 160L144 158V159L147 161V162H146V161L144 160L145 164H142V163H141V162H142L141 160H139V161H141V162H140V165L142 164V168H143L144 170H145V168L147 169V168L149 167V165H150V166H151V171L154 172V169L157 171L156 178H154V177H155V175H154L155 172H154V174L152 173L154 176H153V175L151 174V172H150L151 175H150V177H148V178H150V180L153 178L154 180L156 179V181L159 179L158 182H159V181H160V182H163L162 180H164L165 178H168L169 174H170L171 172H173L174 170H176V168H178L179 165L183 166V164L185 163V161H183L184 158H186L188 155H192V156H194V155L197 153V146H198L199 144H198V138H196V137H197L200 133H199V134H196V133H197L196 131H198V128H199L198 126H197V128H196V127H193V130H194V131L192 130L193 132H189V131H191L192 128L189 129V131H186L187 128H189V127L185 128V129H184L185 131L182 130L183 132L180 131V127L176 126V124H175L176 121H178L177 118H173V116L176 115V113H175L176 111L170 113V109H169L170 106H169V105H168V106L166 105L167 108L169 109V111H168V110L165 111V113H164L165 116H164L163 113L161 112L162 107L165 108V105H163V106L161 107V109L159 108V109H160V114L162 113V115L164 116L165 119H164V118H161V117H163V116H160V117H159L160 114H159V112H158V111H159V109H158V111H157V115H155V117L153 118L154 113H155V112H154L153 115L150 116V117H152V119L149 120V119H148V118H150L149 115L151 114V111L153 112V105L151 106V104H150L151 102H153V100H152V101H151ZM168 100H169V99H168ZM168 100H167V101H168ZM222 100L225 101V97H224V99H222ZM231 100H230V101H231ZM235 100H236V101H235ZM239 100H240V98L238 99V102H240ZM245 100H246V99H244V101H245ZM252 100H253V99H252ZM165 101H166V100H165ZM172 101H173V102H172ZM174 101H175V103H174ZM187 101H185V102H187ZM227 101H226V103H227V104H230V105H231V103H234V102H229V101H228V102H229V103H228ZM250 101H251V100H250ZM63 102H64V101H63ZM63 102H62V103H63ZM149 102H150V103H149ZM188 102L191 103V106L193 107V103L191 102V99H189ZM188 102H187V103H188ZM221 102H223V101H221ZM248 102H249V101H246L247 104H248ZM67 103H68V101H67ZM219 103H220V101H219ZM219 103H218V104H219ZM223 103H224V102H223ZM241 103L244 104V105H246L245 103H243V99L241 100ZM64 104H65V102H64ZM64 104H62V105L64 106ZM163 104H164V103H163ZM165 104H166V103H165ZM167 104H168V102H167ZM220 104H221V103H220ZM236 104H235V107H236ZM251 104H252V103H251ZM148 105H149V106H148ZM221 105H222V104H221ZM224 105H225V104H224ZM230 105H229V106H230ZM238 105H240V104H238ZM254 105H255V104H254ZM44 106H45V104H44ZM141 106H142V105H141ZM188 106H189V107H188L187 110H190V107H191V106H190V105H188ZM218 106H220V105H218ZM226 106H227V105H226ZM233 106H234V105H233ZM247 106H248V105H247ZM249 106H250V105H249ZM263 106H264V105H263ZM150 107H151V108H150ZM171 107H172V106H171ZM173 107H175V106H173ZM182 107H183V106H182ZM192 107H191V108H192ZM223 107H224V106H223ZM230 107H231V106H230ZM217 108H219V107H217ZM220 108H221V106H220ZM225 108H226V110H227V107H225ZM231 108H232V107H231ZM263 108H264V107H263ZM41 109H42V111L44 110L42 107H41ZM147 109H151V111L149 110L150 114H146V112L148 113V110H147ZM154 109H155V108H154ZM171 109H172V108H171ZM175 109H177V106L175 107ZM175 109H174V110H175ZM261 109H262V107H261ZM142 110H143V111H142ZM162 110H163V112H164V109H162ZM214 110H215V109H214ZM223 110H224V109H223ZM232 110H234V109H232ZM232 110H231V111H232ZM67 111H68V110H67ZM67 111H66V112H67ZM215 111H216V110H215ZM260 111H261V110H260ZM112 112H113V111H111V115H112ZM222 112H223V111H222ZM228 112H229V111H228ZM71 113H72V112H71ZM114 113H116V112L114 111ZM114 113H113V114H114ZM218 113H219V112L216 111L215 115H213L214 112H213V114H212V113H210V114H212L211 116H214V117H215V116H218V115H217ZM225 113H226V111H225ZM230 113H231V112H230ZM66 114H67V113H66ZM117 114H118L119 116H121L118 112H117ZM233 114H234V112H233ZM71 115H74V114H71ZM71 115H70V116H71ZM118 115H117V117L120 118ZM203 115H205V113H204ZM223 115H224V114H223ZM225 115H226V114H225ZM70 116H69V118H70ZM109 116H110V114H109ZM205 116H206V115H205ZM219 116H221V115H219ZM233 116L236 117L235 115H233ZM233 116H232V114H230V117L233 118L232 121L235 120ZM71 117H72V116H71ZM117 117H116V118H117ZM147 117H148V118H147ZM171 117H172V118H171ZM175 117H176V116H175ZM214 117H212V118H214ZM221 117H222V116H221ZM226 117H227L226 120L229 121V120H228V117H229V116L227 115ZM230 117H229V118H230ZM67 118H68V117H67ZM114 118H115V117L112 118V116H110V119H111V121H110V123H111V127L113 126L112 129H115V128H114L115 125H117V127L120 129V127H122L121 125H122V122L124 121V119L122 118V116H121V118H122L121 120H119V119L116 120V118H115V119H114ZM160 118H161V119H164L165 124L163 123V120H161ZM218 118H219V117H218ZM236 118H237V117H236ZM112 119H113V120H112ZM125 119H127V117H126ZM143 119H142V122H143ZM171 119H173V120L176 119V121L174 120V121H175V122H174V121L171 120ZM220 119H221V118H220ZM47 120H48V119H47ZM155 120H156V119H155ZM155 120H154V121H155ZM160 120H161L162 123L160 122ZM165 120H166V121H165ZM216 120H217V119H216ZM226 120H225V122L223 121V122H224V125H225V123L227 122ZM236 120H237V119H236ZM50 121H51V120H50ZM112 121H114L115 124H114V122L112 123ZM117 121H118V124H117ZM119 121H120V122H119ZM121 121H122V122H121ZM125 121H126V120H125ZM125 121H124V122H125ZM145 121H144V122H145ZM152 121H153V120H152ZM152 121H151V122H152ZM126 122H127V121H126ZM148 122H147V123H148ZM173 122H174V123H173ZM185 122H186V121H185ZM185 122H184V124H182L183 122H182V123H179V122H178V123H179L178 125L181 124V125L183 126V125L186 124ZM216 122H217V121H216ZM218 122H219V121H218ZM220 122L222 123V121H220ZM233 122H234V121H233ZM48 123H50V122L48 121ZM119 123H121V125H119ZM130 123H131V122H130ZM147 123H146V124H147ZM149 123H150V122H149ZM149 123H148V124H149ZM158 123H159V124H158ZM187 123H188V120H187ZM189 123H191V122H189ZM230 123H232V122H230ZM235 123H236V125H237L238 122L236 121ZM50 124H51V123H50ZM50 124L47 125V126L50 127V126H51ZM123 124H124V123H123ZM143 124H144V126H147V127H148V126H151V125H146L145 123H143ZM143 124H142V125H143ZM152 124H154V123H152ZM156 124H155L154 126H156ZM167 124H168V123H167ZM193 124L195 125V123H193ZM218 124H219V123H218ZM227 124H228V123H227ZM181 125H180V126H181ZM219 125H220L221 127H223V125H221V124H219ZM228 125H229V124H228ZM228 125H227V126H228ZM52 126H54V125L52 124ZM119 126H120V127H119ZM125 126L128 127L127 124H126ZM154 126L152 125L151 127H153V128H156V127H157V126H156V127H154ZM182 126H181V127H182ZM186 126H187V125H185L184 127H186ZM188 126H190V125L188 124ZM192 126H193V125H192ZM195 126H196V125H195ZM230 126H231V125H230ZM56 127H57V126H56ZM117 127H116V129H117ZM123 127H124V126H123ZM123 127H122L121 129H124ZM184 127H182V128H184ZM233 127H234V125H233ZM235 127H237V126H235ZM51 128H53V127H51ZM54 128H55V127H54ZM109 128H110V127H109ZM166 128H167V130H166ZM112 129L110 128V131H111ZM195 129H196V130H195ZM229 129H230V128H229ZM128 130H129V129H128ZM223 130H224V129H223ZM231 130H232V128H231ZM113 131H114V130H113ZM122 131H123V132H122V136H123L124 131H125V135L127 134V133H126L127 130L124 129V130H122ZM202 131H203V130H202ZM226 131H227V130H226ZM130 132H131V131H130ZM130 132H128V133H129V136L131 137V134L133 135V133H130ZM172 132L178 134V136H181L182 138H180V137L178 138V136H174V135L171 136V135H172ZM200 132H201V131H200ZM94 133H97V131L94 132ZM100 133H102V132L100 131ZM218 133H219V132H218ZM229 133L232 134L231 131H230ZM102 134H103V133H102ZM102 134H101V135L99 134L98 139H99V138H102V136L104 135V134H103V135H102ZM176 134H175V135H176ZM201 134H203V133H201ZM215 134H216V133H215ZM125 135H124V136H125ZM135 135H136V134H135ZM95 136H96V135H95ZM127 136H128V134H127ZM137 136H138V133H137ZM194 136H195V139H197V140H195V141H197V142L194 141ZM237 136H238V135H237ZM93 137H94V136H93ZM112 137H113V136H111V138H112ZM114 137H115V136H114ZM132 137H133V136H132ZM132 137H131V138H132ZM138 137H139V136H138ZM172 137H173V140L171 139ZM200 137H202V136H199V138H200ZM111 138H110V139H111ZM125 138H126V137H125ZM96 139H97V136H96ZM96 139H94V140H96ZM98 139H97V140H98ZM128 139L130 140V138H128ZM134 139H140V138H137V137H136V138H134ZM174 139H175V140H174ZM183 139H184V141L186 142L185 145H184L183 142H180V143H181V145H184V146H187V147L184 149V148L181 146V147L183 148V149L181 148L182 151H181V149L178 147V148L180 149V153H177V152L174 150V148L176 147V146H174V144L176 143L175 141L178 142V141H180V140L182 141ZM90 140H91L90 142L93 143L94 140H93L92 138H91ZM92 140H93V141H92ZM111 140H112V139H111ZM115 140H116V137H115ZM125 140H127V139H125ZM129 140H128V142H129ZM154 140H156V139H154ZM172 141H173L174 143H173ZM210 141H211V140H210ZM210 141H209V142H210ZM110 142H111V145H114V144H112V141H109L108 143H110ZM115 142H116V141H114V143H115ZM132 142H134L133 138H132V140H130V143H132ZM135 142H140V140H139V141H136V140H135ZM148 142H149V141H148ZM199 142H200V141H199ZM202 142H203V141H202ZM92 143H89V144H88V147L91 148V146H89V145L92 144ZM122 143H125V142L123 141ZM130 143H129V145H130ZM161 143H162V145H161ZM182 143H183V144H182ZM76 144H77V143H76ZM86 144H87V142H86ZM86 144H85V145H86ZM186 144H187V145H186ZM122 145H123V147H124V144H122ZM129 145H128V146H129ZM172 145L174 146V148H172ZM200 145H201V142H200ZM224 145H225V144H224ZM107 146H108V149H109V147H110V150H111V147H112V146H109V144H108ZM201 146H202V145H201ZM63 147H64V146H63ZM65 147H67V146H65ZM71 147H72V146H71ZM86 147H87V145H86ZM125 147L127 148V145H126ZM125 147H124V148H125ZM126 148H125V150H126ZM178 148H177V150H178ZM198 148H199V147H198ZM63 149L65 150V148H63ZM66 149H67V150H65L66 153H69V152L73 151V152L69 153V155L72 154V153H73L72 155H74V151H75V149L79 150L80 148H79V149H78V148H75V149L70 150L71 148L67 147ZM68 149H69L70 151H69ZM200 149H201V147H200ZM206 149H207V148H206ZM77 150H76V151H77ZM110 150H109V151H110ZM68 151H69V152H68ZM112 151H113V150H112ZM112 151H110V152H112ZM116 151H117V150H116ZM172 151H175V152H174V155H173V153L171 154ZM61 152H62V150H61ZM77 152H78V151H77ZM77 152H76V154H77ZM178 152H179V151H178ZM207 152H208V151H207ZM64 153H65V152H64ZM78 153L81 154V153H83V152L81 151V153H80V150H79ZM113 153H114V151H113ZM175 153H176V154H175ZM131 154H132V153H131ZM131 154L128 153V156H127V154H126V156H127L126 159H127V160H129V155H130V159H131L132 156H134L133 154H132V156H131ZM25 155H26V154H25ZM65 155H66V154H65ZM69 155H68V157H69ZM162 155H161V156H162ZM59 156H60V155H59ZM74 156H75V155H74ZM185 156H186V157H185ZM72 157H73V156H72ZM135 157H136V156H135ZM167 157H169V158H167ZM60 158H62V157H60ZM74 158H75V157H74ZM86 158H87V157H86ZM161 158H162V157H161ZM161 158H160V160H161ZM196 158H197V157H196ZM56 159H57V158H56ZM123 159H125V158L123 157ZM123 159H121V160H123ZM132 159H134V158H132ZM165 159H164V160H165ZM60 160H62V159H60ZM67 160H68V159H67ZM127 160H126V161H127ZM164 160H163V161H164ZM184 160H185V159H184ZM195 160H196V159H195ZM62 161H63V160H62ZM62 161H61V162H62ZM64 161H65V160H64ZM68 161H69V160H68ZM80 161H81V162H80L81 164L84 163V162L82 161V159H81ZM126 161H125V162H126ZM134 161H135L136 164H137V160L134 159ZM134 161H133V162H134ZM61 162L59 161V164H61ZM87 162H88V163L85 165V166H87V167L85 168V166H84V167H82V168H84V169H83V170L80 169L81 172L79 171V173L82 174L84 180L87 179V178L90 179V178H89V174H91V175L94 174V175H92V176L95 177V173H94V171L89 170V168H88V167L90 166L89 161H87ZM122 162H123V161H121V162L119 163V165L121 166V168H123V170L121 169V170H122V173H123V171H124V173H126V174H125V178H124V176H123L122 178H124V180L127 179V181H128V180H131V179H132V176H133L131 173H133V172H130V171H132V169H131V168L129 169V165H128V164H130V163L132 164L133 162H132V160H131L130 162L128 161L129 163L127 164L128 167L126 166L127 168L124 166L126 163L123 164V167H122V165H121ZM135 162H134V163H135ZM144 162H143V163H144ZM148 162H149V164H146V163H148ZM182 162H183V164H181ZM62 163H63V162H62ZM85 163H86V161H85ZM123 163H124V162H123ZM191 163H192V162H191ZM191 163H190V165H191ZM194 163H195V162H194ZM56 164H57V163H56ZM68 164H70V163L68 162ZM68 164L66 163L67 166H68ZM153 164H154V165H153ZM155 164H156V165H155ZM159 164H163V162H160ZM61 165H62V164H61ZM63 165H64V164H63ZM66 165H64V166H66ZM83 165H84V164H83ZM134 165H135V164H134ZM143 165H145V166L148 165V166L145 167V166H143ZM163 165H165V164H163ZM163 165H162V166H163ZM59 166H60V165H59ZM91 166H92V165H91ZM137 166H138V164H137ZM137 166H136L135 168H136V169L140 168V170H141V167L138 166V168H137ZM152 166H153V167H152ZM160 166H161V165H160ZM165 166H166V165H165ZM165 166H164V167H165ZM124 167H125V170H124ZM132 167H134V166H132ZM179 167H180V166H179ZM63 168L66 169V167H63ZM68 168H69V167H68ZM112 168H113V167H112ZM152 168H153V170H152ZM185 168H186V167H185ZM86 169H87V170H86ZM90 169H91V167H90ZM126 169H127V170H126ZM183 169H184V168H183ZM55 170H56V169H55ZM60 170H62V169L59 168V171H60ZM110 170H111V169H110ZM112 170H114V168H113ZM112 170L109 171V174H108V175H112V178H113V177L115 178V176H114L113 174L115 173L116 169H115V171H113V174H111ZM118 170H120V169H118ZM129 170H130V171H129ZM138 170H139V169H138ZM147 170H149V169H147ZM63 171H64V170H63ZM91 171H92V173H90ZM126 171L130 172V174H129L128 172H126ZM133 171H134V169H133ZM77 172H78V171H77ZM137 173H138V172H137ZM168 173H169V174H168ZM81 174L78 175V173H75V175H73V173H72V175L74 176V177H72V179H71L72 182H73V180L76 179V177H77L79 181H78V180H77V181L74 180V182H79V183H80V182L83 180V179H82V180L80 181V178H81L80 176H81ZM138 174H139V173H138ZM172 174H173V173H172ZM77 175H78V176H77ZM108 175H106V176H108ZM115 175H116V177L118 178L117 173H116ZM123 175H124V174H123ZM147 175H148V174H147ZM166 175H167V177H166ZM85 176H87V178H84ZM92 176H91V177H92ZM101 176H103V175H101ZM106 176L103 177V178L105 179V181H104V179H103V181H102V177H98V176L95 177V179H97L98 181H102L104 184H105V183H106V184H109V183H107V182H108V181H111V179L107 181V179L105 178ZM121 176H122V175H121ZM142 176H144V174L141 175V178H142ZM151 176H152V177H151ZM110 177H111V176H108L107 178H110ZM134 177H135V176H134ZM171 177H172V176H171ZM70 178H71V177H70ZM100 178H101V180H99ZM144 178H146V177H143V178H142L143 180H142V179H141V180L144 181V180H145ZM157 178H158V179H157ZM64 179H65V178H64ZM64 179H63V183H64ZM67 179L70 180L69 178H67ZM133 179H134V178H133ZM136 179H137V178H136ZM136 179H135V180H136ZM263 179H264V177H263ZM68 180H67V181H68ZM92 180H93V178L90 179V182H91ZM115 180H117V179H115ZM115 180L112 179L113 184H114V185L116 184V185H115V190H113L114 187H112V189H110V188H111V187H110V188H109L110 190H107L108 188H106V195H107V197H108L107 192H109V191H110V192H114V191L117 192V191H118V187H117V186H118V182H116ZM119 180H122L123 183H124V180H123V179H120V178H119ZM154 180H153L152 182H155ZM168 180H169V178H168ZM85 181H86V180H85ZM87 181H89V180H87ZM106 181H107V182H106ZM112 181H111V182H112ZM133 181H134V180H133ZM133 181H132V182H133ZM170 181H171V179H170ZM173 181H174V180H173ZM173 181L170 182V183H173ZM36 182H37V181H36ZM83 182H84V181H83ZM111 182H110V183H111ZM114 182H116V183H114ZM140 182H141V181H140ZM152 182H149V180H148V182H146V180H145L144 183H145L146 185H145L144 183H142V185H143V184L145 185V186L142 188V190L144 191V189H145V192H146V190H148V191H149V190H152V188L150 189V186H151V187H152V186L155 187V185H156L157 188L159 187V184H158V183L156 184V182H155V185H154V183H152ZM164 182H165V180H164ZM25 183H26V182H25ZM32 183H33V181H32ZM38 183H39V182H38ZM38 183H36V184H38ZM65 183H67V182H66V179H65ZM65 183L63 184L64 187L66 186ZM79 183H78V184H79ZM81 183H82V182H81ZM134 183H135V182H134ZM149 183H150V185H149ZM151 183H152V185H151ZM166 183H167V182H166ZM23 184H24V183H23ZM23 184H22V185H23ZM33 184H34V185H33ZM33 184L29 183V181H28V184L26 183L25 186L23 185V187H22V186L20 187V189H21V188H23V189H21V190L19 189V191H20V192L18 191L19 193H18L17 191H15V192H16V195H17V196L15 195V199H16L17 201L19 200V203L16 204L17 207H16L15 205L13 206V207H15V209H14V208L12 209V213L10 212L11 214H13L14 211H16V210L18 211V208H19V211H18V212L21 213V212H20V210H21V206L18 205V204H21V205H22V202H21L20 197H21V198L24 197L23 199H24L25 201H26V200H29V199H30V200L32 199L31 201H32L33 203H32L31 201H30V202L32 203V207H33L34 205L36 206V207H35V206L33 207V208L35 209L36 212H37V209H38V208H37L38 205H36V204H40V203H42V204H40V205H42V207L39 205V209H40V211L38 210L39 212H42L43 210H45L46 212H48V211H47L48 208H50L49 210H53V209H55V210H53V211L56 212L57 214H59V215H62V214H63V215L61 216L62 218H64V217L67 216V217H69V219H70V216H72V215H70V216H68V215L70 214L69 212H71V211H69V212L66 211V212H68L67 214H66V212L64 211V208H65L64 204H65V202H64L63 197H62V195H61V194H63L62 191H64V190H63L64 187H63L62 185H60V186H59V185H55V186H58V190H57V188H55V186L53 187V188H54V189H53L52 187H50V186L48 185L50 188L53 189L52 191H50L51 189H50L49 187L46 186L47 184H45V186H46L45 188H44V186H43V188L40 189V188L42 187V186L40 185V186H41L40 188H39V187H37V188L35 187V188H34L35 190H34V189L30 190V189H31L30 187H31L32 185H33V186H36L35 183H33ZM40 184H42V183H40ZM59 184H61V183H59ZM72 184H73V183H71V185H72ZM82 184H83V183H82ZM124 184H125V183H124ZM127 184L129 185L130 189H131V184H132V190H134V191L132 192V190H130V189L128 188V189L131 191V192H130V191L128 190V194L131 193V196L133 195L132 198L129 197L130 200L133 199V198H136V197H137V199H136V200L133 199L134 201H137L138 199H139V201H140V200H143V199H140V198H141L140 195H142V197H143V195H145V194H144L145 192H144V193H143V192H138V190L136 189V187H133V183H131V182H130V184H129V182H128ZM140 184H141V183H140ZM167 184H168V183H167ZM167 184H166V185H167ZM29 185H31V186H29ZM67 185H69V184H67ZM71 185H70V186H71ZM75 185H76V188H78L76 183L73 184L72 187L75 186ZM111 185H112V184H111ZM135 185H136V184H135ZM135 185H134V186H135ZM142 185H140V186L142 187ZM161 185H162V184H161ZM61 186H62V188H59V187H61ZM70 186H69V187H70ZM78 186H79V185H78ZM81 186H82V185H81ZM112 186H113V185H112ZM162 186H163V185H162ZM164 186H165V185H164ZM164 186H163V187H164ZM263 186H264V185H263ZM66 187H67V186H66ZM107 187H109V186H107ZM137 187H138V186H137ZM156 187H155V188H156ZM160 187H161V186H160ZM163 187H162V188H163ZM24 188H25V189H24ZM116 188H117V189H116ZM138 188H139V187H138ZM157 188H156V189H157ZM261 188L263 189V187H261ZM28 189H29V191H28ZM38 189H39V190H38ZM45 189H47V190H45ZM49 189H50V190H49ZM55 189L57 190L58 193H59V192H61V193H59L58 195H53V194H52V196H53V197H52V196H51V192H53ZM73 189H74V188H73ZM73 189H72V190H73ZM153 189H154V188H153ZM24 190H26V191L24 192ZM48 190L50 191V192H49L50 194L47 192ZM59 190H60V191H59ZM70 190H71V187H70ZM116 190H117V191H116ZM136 190H137V191H136ZM140 190H141V188H140ZM154 190H155V189H154ZM158 190H159V189H158ZM263 190H264V189H263ZM22 191H23V193H25L26 197L24 196V194H23V196H22V193H21ZM27 191H28V194H29L30 196L27 195ZM31 191H33V192L31 193ZM65 191L68 192L69 189H68V190H65ZM54 192H55V191H54ZM54 192H53V193H54ZM69 192H70V191H69ZM115 192H114V193H115ZM152 192H153V191H150L151 194L154 193V192H153V193H152ZM142 193H143V194H142ZM146 193H147V192H146ZM155 193H156V191H155ZM0 194H1V193H0ZM2 194H3V193H2ZM2 194H1V196H2ZM18 194H19V195H18ZM55 194H57V193H55ZM128 194H126V195L124 196L125 198H126V196H127V199H128ZM147 194L150 195L151 198L154 197V196H151V194H149V193H147ZM158 194H160V193H157V196L159 197L160 195H158ZM109 195H111V197H112V194H109ZM120 195H121V194H119V197L123 196V195H121V196H120ZM1 196H0V197H1ZM19 196H20V197H19ZM27 196H29V197H27ZM60 196H61V197H60ZM113 196L115 197L116 195H113ZM31 197H32V198H31ZM56 197L58 198V199H57L58 201L56 200ZM69 197H71V195H69ZM109 197H110V196H109ZM117 197H118V196H116V199H117ZM119 197H118V199H119L120 201H122V200L124 201L123 197H122V198H119ZM144 197H145V196H144ZM144 197H143V198H144ZM147 197H149V196H147ZM158 197H157V198L154 197V198H156V199H155L156 201H155V202L153 201L154 205H153V204H151V205L148 204L149 206L146 205V207H145V205H144V207L141 206V205H140L141 203H139V201H138V203H139V205H140L141 207H140V206H137V208H139V209L136 208L138 212H137V211H136V213L133 212V213H135V214L131 213L132 215H137V216H136L137 218H135L137 221L134 219L135 216L133 217V216H131L130 214H127V215L123 214L124 211L126 210V208H127V207H130V205L133 203V202H131V201H133V200L130 201V200L128 199V200L124 201V202H127V203H126V208H124V205H123V204H125V203L122 202L123 204H120V205H123V206H122V207L120 206V207L125 209V210L122 209V210H123V211H122V217H123V215H124V217H126V216L128 217V219H127V217H126V218H123V219H124V220L127 219V221L131 219V222H132V223H134V222L137 223L138 221H139V223H140V222L142 221V222L145 223V225L143 224L144 226H146V225L148 226L149 223L147 224V221H148V222L150 221L149 219L152 217V216H151L152 212H155L156 214H158L157 211H156V210L158 209V206H157V204H158V202H159V201H157ZM3 198L5 199L4 196H3ZM17 198H18V199H17ZM61 198H62V199H61ZM99 198H100V197H99ZM99 198H98V199H99ZM151 198H150V199H151ZM44 199H47L46 201H48V202H46ZM59 199H60V200H59ZM121 199H122V200H121ZM148 199H149V198H148ZM152 199H153V198H152ZM263 199H264V198H263ZM145 200H146V199H145ZM145 200H144V201H145ZM3 201H4V200H3ZM3 201H2V202H3ZM22 201H23V200H22ZM25 201H24V202H25ZM55 201H56L57 203L61 201L60 203H61L63 206H61V208L59 209L58 207H60V203H59V204H56ZM117 201H118V200H117ZM128 201L131 203L130 205H128V203H129ZM144 201H143V202H144ZM150 201H151V200H150ZM2 202H1V203H2ZM34 202H35V203H34ZM85 202H86V201H85ZM90 202H92V201H90ZM90 202H88L89 204H86L87 202L85 203V205H86L87 208H88V207H90V208L93 207L92 204H90ZM141 202H142V201H141ZM146 202H147V200H146ZM156 202H157V204H156ZM164 202H165V201H164ZM262 202H263V201H262ZM26 203L28 204V207H29L30 203H28L27 201H26ZM26 203H24V204H26ZM63 203H64V204H63ZM92 203H93V202H92ZM120 203H121V202H120ZM134 203H135V202H134ZM151 203H152V202H151ZM162 203H163V202H162ZM24 204H23V205H24ZM43 204H44V205L46 204L47 207H45L46 205L44 206ZM94 204L96 205L95 202L93 203V205H94ZM144 204H146V203H144ZM58 205H59V206H58ZM73 205L75 206V204H73ZM83 205H84V203H83ZM83 205H82V206L80 205V208L85 206V205H84V206H83ZM135 205H137V203H136ZM158 205H159V204H158ZM160 205H162L161 202H160ZM262 205H264V203H263ZM43 206H44V208H43ZM53 206H55V207H53ZM56 206H58V207H56ZM67 206H68V205H67ZM70 206H71V205L69 204V207H70ZM22 207L24 208V209H23V210H24L23 213H24V212L26 213V210H29L28 208L25 210V206H22ZM30 207H31V206H30ZM32 207H31V208H32ZM51 207H52L53 209H52ZM71 207H72V206H71ZM110 207H111V206H110ZM161 207H163V206H160V208H161ZM16 208H17V209H16ZM31 208H30V209H31ZM33 208H32L31 210H34ZM42 208H43V210H41ZM67 208H68V207H66L65 210H66ZM84 208H85V207H84ZM90 208L87 209V213H84V212H83L82 214L80 213V215H79V213H78L79 216L77 215V212H74L73 207H72V211H73V212L75 213V215H77L78 217H80V216L82 215V216L84 217V218H83V217L81 218L82 220H85V216H84V215H88V216L86 217V220H87L88 217H90L89 215H91V214L88 213V210H90ZM95 208H96V210H97V206H95ZM112 208H113V207H112ZM58 209H59L60 211H59ZM62 209H63V210H62ZM113 209H114V208H113ZM113 209H112V211H113ZM127 209H128V208H127ZM263 209H264V207H263ZM92 210H93V209H92ZM109 210H110V212H111V208H110V209L108 208V211H109ZM158 210H159V209H158ZM29 211H30V210H29ZM29 211H28V212H29ZM35 211H31V214H32L33 212H35ZM85 211H86V210H85ZM98 211H99V210H98ZM166 211H167V210H166ZM18 212H17V213L15 212L16 215H15V214H13V215H15V217H17L18 215H21L23 218H22L21 216H20L21 218L18 217V218H20V219L17 218V219H16L17 222L15 221L16 223H15V222L13 223V221H14L15 219H14V217H12L13 215L11 216V218L14 219V220L11 221V223L14 225L15 229H14L13 227H11V226H10V228H9V222H10V221H9V222L7 221L8 223H7V222L4 223L5 225H6V224L8 225V228H9V229L6 228L7 225L5 226V225H3V223H2V224L0 223V225H1L0 228L3 229V231L5 230V231L3 232V235H5L4 233H5L6 231L9 232L10 230H11V231L14 230V232H11V233H14L15 236H16V235L19 236L18 234H20V232H23V234L21 233V235H24V234H25L24 236H26V234L28 235V234L30 233V232L27 233L28 231L33 230V228H32V229L30 228V230L27 231V229H29L30 226L27 225V226H28V228H27V227H25L26 224H23V223H25V222H26L27 224H29L28 221L24 218V217H26V214L24 213V216H23L22 214H18ZM43 212H44V211H43ZM46 212H44V214H45ZM54 212H53V213H54ZM64 212H65V213H64ZM73 212H72V213H73ZM93 212H95V209L93 210ZM96 212H97V211H96ZM96 212H95V213H96ZM104 212H105V215H103V216H107L106 211H104ZM126 212L128 213L129 210H127ZM130 212H131V210H130ZM130 212H129V213H130ZM159 212H160V210H159ZM162 212H163V211H162ZM74 213H73V218H71V220L74 219V217H76V216L74 215ZM90 213H91V211H90ZM102 213H103V212H101L100 214L102 215ZM108 213H109V212H108ZM120 213H121V212H120ZM155 213H154V216L156 215ZM160 213H161V212H160ZM11 214H9V215H11ZM28 214H29V213H28ZM31 214H30V215H31ZM47 214H48V213H47ZM57 214H56V215H57ZM103 214H104V213H103ZM111 214H112V213H111ZM0 215H1V213H0ZM54 215H55V213H54ZM59 215L56 216L57 222L61 219V217H60ZM95 215H96V214H95ZM152 215H153V214H152ZM159 215H160V214H159ZM162 215H163V214H162ZM164 215H165V214H164ZM98 216H100V215H98ZM98 216L96 215L97 218H95V216H93L92 218L90 217V219H93V220H94V218H95V220H97V219H101V216H100V218H98ZM103 216H102V219H103ZM112 216H113V215H112ZM112 216L110 215L109 217L112 218ZM115 216H117V215L115 214L114 217H115ZM150 216H151V217H150ZM170 216H171V215H170ZM9 217H10V216H9ZM57 217H58V218H57ZM59 217H60V218H59ZM114 217L112 218V220H111V219H110V220H111V221H115V220L117 219V217H115L116 219H115ZM165 217H166V216H165ZM168 217H169V216H168ZM106 218H108V217H106ZM106 218H105V219H106ZM158 218H159V217H157L156 219H158ZM161 218H162V217H161ZM161 218H160V220H161ZM21 219H22V220H21ZM23 219H25V220H23ZM58 219H59V220H58ZM65 219H67V218L61 219V221L63 222V220H65ZM69 219H68V220H69ZM76 219H77V218H76ZM108 219H109V218H108ZM113 219H115V220H113ZM163 219H164V218H163ZM19 220H21V221H19ZM79 220H80V218H79ZM79 220H75L76 222H75L74 220H72V222H73V224L75 225V223H77ZM132 220H135V221H132ZM166 220H167V217H166ZM23 221H24V222H23ZM69 221H70V220H69ZM69 221H68V222H69ZM99 221H100V220H99ZM102 221H105V220L103 219ZM111 221H110V222H111ZM118 221H119V220H118ZM127 221H125V223H126ZM162 221H163V220H162ZM33 222H35V220H34ZM38 222H39V221H38ZM66 222H67V221H66ZM72 222H71V223H72ZM74 222H75V223H74ZM79 222H81V220H80ZM79 222H78V224H76V226H75L76 228H75V227L71 228V230H72V229L74 230V231L72 230L73 232H76L75 230L77 229V225L80 226V225L82 224V223H79ZM86 222H87L86 225H87V232H88V233L86 232V234H87V237H88V236H89L88 234L91 233V232H89V230H90V229L93 227V225H95L96 222H98V221H96V222H95V221H92V222L95 223V224H93V225H91V222L89 221V224H90L91 226L88 225V221H86ZM110 222H108V223H107V222H104V223H107V224L110 225ZM129 222H130V221H128L127 226L125 225L126 228L124 227L123 224L121 225V224H119V223H118L119 225H117V227H118V226H119V227L121 226V227H120L121 230H127V231H129V230H131V229H129V226H130V225L132 226V223H131V222L129 223ZM165 222H166V221H165ZM165 222H164V223H165ZM63 223H65V222H63ZM83 223H84V225H85V222H83ZM99 223H101L102 225L104 224V223H102V222H99ZM125 223H124V224H125ZM152 223H153V222H152ZM31 224H32V223H30L29 225H31ZM34 224H37V222H35ZM34 224H33V226H34ZM40 224H41V223H40ZM47 224H48V223L43 224V226H41V228H42V227H45V225L47 226ZM67 224H69V223H67ZM73 224H72V225H73ZM79 224H80V225H79ZM128 224H130V225L128 226ZM141 224H142V223H141ZM13 225H12V226H13ZM72 225H70V226H72ZM84 225L82 224V226H84ZM86 225L84 226V229H85ZM111 225H114V223L112 222ZM48 226H49V225H48ZM48 226L46 227V229H43V228H42V230H43V231L41 230L42 232H40V231L37 230V234H36V236H35L34 239L37 238V239L39 240V239L42 238V239H41L42 241H38V240L35 241V242L38 241V242L40 243V245H39V246L37 245V247H35V244H34L35 242H34V240L32 239V236H31V238L29 237L30 235L27 236V237L30 238L31 241L33 240V242H34V243H33V246H34V247L32 246V242H31V247H32V248H30V247L28 248L27 246H30V244H29L30 241H28L27 238H25L24 236H23L24 238H23V237H20V236H21V235H20L19 237H16V239H17V240H16V239L14 238V235L12 234V235H13V239H15V241H12V242H16V241L18 242V241H20L21 239H23V240L25 239V240H24V242H25L24 247L21 249V247H19V245H20L21 243L19 242L20 244H19L18 247L16 248L17 251L15 250V252H14V249H13L14 254L11 253V255H10V254H7L8 252L6 253L5 251H3V249H2V250L0 249V264H33V263L36 264V262H34V261H37V262L40 261V262H38L37 264H44V262H45V264H91L92 259H93V260H95V259L97 260V258H95V256H94V253L91 254V253L88 252V251H90V250L92 249V248H91V249L89 250V248L91 247V244H90L91 242L88 243L90 246H88V245L86 244L87 249H86V248H83V245H84L85 243L83 244L82 242H84L85 239L88 240L89 238H85V239L82 238V239H79V240H82V241H80V244H78L77 242H79V241H77L76 238H74L75 240L72 238V237H74L75 233H72L71 230H70V231H71V238L73 239V241L71 240V243H70V238H68L69 235H68V237L65 238V237L63 236V234L60 232V233H61V236H62L61 238H62L63 240H64V238H65V240H66V241L64 240L65 242L68 243V239H69V243H70V244H69V243H68L67 245L65 244V246L68 247V245H69L70 248L68 247V249H67L65 246H63V247H64V248H63V251H61V248H60L59 252L61 251V253L57 252L58 255H57L55 252H53V255H54V253H55V254H56V257H59V256H61V254H62V257H59V258L57 259L58 261H57L56 259H54L55 262H54V260H53V261L50 260V259H53V258H51V255H50L52 252L49 254V255H50V256H49L50 258H49V260H48L47 257H48V252H49V250H50V251H51V250H52V251H57V250H58V247H57L56 244H59V245L61 244V243H58V242H60V241H59V240H60V238H59V237H60V236H59L60 234H59V235H56V239H57L56 241H58V242H55V244H53L54 246L57 247V250H53L52 248H48V247H47V246H52V245H49V244H51V242H53V240L55 241V238H54L55 236H53V234L51 235V233H52L53 231H51V230L49 231V229H51L52 227L50 228V227H48ZM54 226H55V225H54ZM67 226H68V225H67ZM67 226H66V227H67ZM82 226H80L81 229H79V230H82ZM88 226H89V228H90V227H91V228L89 229ZM96 226H98V225H96ZM96 226H95V227H96ZM103 226H105L106 229H109V228H110L109 226H106V224H104ZM122 226H123L125 229H122V228H123ZM131 226H130V227H131ZM140 226H141V225H140ZM68 227H69V226H68ZM68 227H67L66 229L69 230ZM107 227H109V228H107ZM119 227L116 229L117 231H116L115 229L112 228V230H113L112 233H114V230H115L116 232H119V231H120V230H119V229H120ZM127 227H128V228H127ZM133 227H135V226H133ZM133 227H132V228H133ZM12 228H13V229H12ZM34 228H35V227H34ZM47 228H48V230H47ZM78 228H79V227H78ZM103 228H104V227H103ZM115 228H116V227H115ZM145 228H146V227H145ZM1 229H0V230H1ZM6 229H7V230H6ZM133 229H134V228H133ZM136 229H137V227H136ZM136 229H134V231H135ZM8 230H9V231H8ZM58 230H59V229H58ZM58 230H56V231L58 232ZM93 230H94V229H93ZM93 230H92V231H93ZM95 230H97V229H95ZM99 230H101V229H99ZM110 230H111V229H110ZM110 230H109V232H111ZM15 231H16V232L19 231V233L17 234ZM34 231H35V230H34ZM61 231H62V229H61ZM85 231H86V229H85ZM90 231H91V230H90ZM97 231H98V230H97ZM105 231H106V230H105ZM107 231H108V230H107ZM131 231H132V230H131ZM137 231H138V230H136V233H139V232H137ZM0 232L2 233V230H1ZM50 232H51V233H50ZM79 232H83V231H79ZM95 232H96V231H94V232H92V233L94 234ZM100 232H102V231H100ZM109 232H108V233H109ZM129 232H130V231H129ZM1 233H0V234H1ZM53 233H54V232H53ZM55 233H56V232H55ZM76 233H77V232H76ZM83 233H84V232H83ZM92 233H91V234H92ZM108 233H107V235H106V234H103V232H102L99 236H100V238H101L103 235H104V236L106 235V236H107V237L105 236L106 239H107V238H109V239L112 238V239H113V237H111V236H114V234H111V235L109 236L110 233H109V234H108ZM119 233H121V231H120ZM119 233L117 234V236L119 235ZM38 234H39V235H38ZM56 234H57V233H56ZM86 234H84V235L81 234V235H82V237H84V236L86 237ZM97 234H99V233H97ZM121 234H122V233H121ZM133 234H134V233H133ZM12 235H11V236H12ZM41 235H42V237H41ZM64 235H65V234H64ZM101 235H102V236H101ZM115 235H116V234H115ZM142 235H143V234H142ZM37 236H39V237H37ZM58 236H59V237H58ZM65 236H67V235H65ZM75 236H76V235H75ZM91 236H92V235H90V237H91ZM95 236H97V235H93L94 238H95ZM108 236H109V237H108ZM140 236H141V235H140ZM0 237H1V236H0ZM5 237H7V238H9V239L11 238L9 233H8V235H5ZM57 237H58L59 239H58ZM63 237H64V238H63ZM97 237H98V236H97ZM115 237H116V236H115ZM118 237H119V240H116V243L113 242V245H110V244L112 243V242H111V243L109 244L111 247H109V245H108L107 243H105V244L103 243V242H107V241H103V240H106L105 238H104L103 240H101V243H102V245H103V247H102V245H101L102 249H103L104 247H106V248L108 247L107 249H109V248L111 249V248H113V247H115V246H117V248H118V245H119V247L121 248L122 246H120V244H118L117 241H121V240H123L124 237H123V236H118ZM118 237H116V239H118ZM120 237H122L123 239L120 238ZM3 238H4V237H3ZM3 238H0L1 241H2ZM7 238H6V239H7ZM20 238H21V239H20ZM79 238H80V237H79ZM94 238L92 239V242H93ZM30 239H29V240H30ZM112 239H111V240H112ZM23 240H21V242H22ZM63 240H61V242H62ZM86 240H85V241H86ZM89 240H90V239H89ZM89 240H88V241H89ZM96 240H97V239H96ZM96 240H94V241L96 242ZM99 240H100V239H99ZM99 240H98V242H99ZM107 240H108V239H107ZM260 240H263L262 237H261ZM4 241H5V240H4ZM6 241H7V240H6ZM6 241H5L4 244L2 243L3 241L0 242V245L3 244V245L5 246ZM64 241H63V242H64ZM74 241H76L75 243L78 244L77 247H75V245H76L75 243H74L75 245L73 244ZM113 241H115V240H113ZM7 242H8L7 245L11 244V243H9V240H8ZM10 242H11V241H10ZM24 242H23V243H24ZM27 242H28V243H27ZM38 242H37L36 244H38ZM95 242H94V244H95ZM109 242H110V241H109ZM128 242H129V241H128ZM141 242H142V241H141ZM23 243H22V244H23ZM53 243H54V242H53ZM81 243H82V245H81ZM99 243H100V242H99ZM120 243H122V241H121ZM123 243H124V242H123ZM123 243H122V244H123ZM126 243H127V241H126ZM256 243H257V242H256ZM258 243H259V241H258ZM14 244H15V243H14ZM22 244H21L20 246H22ZM62 244H63V243H62ZM114 244H115V245H114ZM116 244H117V245H116ZM124 244H125V243H124ZM141 244H144V243L142 242V243H140V245H141ZM259 244H260V245H258V246H261V247H260V250H261V254H260V255H256V252H255L254 255H253L251 252L248 253V252L246 251L245 253H247V254H243V255H241L242 257L239 255L240 257L238 256V261H235V262H240V261H241L239 264H241L242 262H245V263L247 262V264H264V241H262V242L259 243ZM106 245H107V246H106ZM1 246H2V245H1ZM4 246H3V247H4ZM13 246H14V245H13ZM80 246H81V247H80ZM93 246H94V248H95V246H96L95 249H97V246H98V245H93ZM99 246H100V245H99ZM124 246H125V245H124ZM144 246H145V245H144ZM14 247H16V246H14ZM59 247H60V246H59ZM84 247H85V246H84ZM88 247H89V248H88ZM126 247H127V246H126ZM142 247H143V246H142ZM256 247H257V246H256ZM4 248H6V246H5ZM12 248H13V247H12ZM24 248H26V249L24 250ZM27 248H28V249H27ZM46 248L49 249V250H47ZM71 248H72V250H71ZM106 248H105V249H106ZM115 248H116V247H115ZM115 248H114V249H115ZM120 248H119V249H120ZM130 248H132V247L130 246ZM6 249H7V248H6ZM54 249H56V248H54ZM64 249H65V250H64ZM141 249H142V248H141ZM258 249H259V248H258ZM66 250H68V251H67L68 253L66 252ZM87 250H88V251H87ZM92 250H94V249H92ZM97 250H99V248H98ZM100 250H101V248H100ZM115 250H116V249H115ZM136 250H137V249H136ZM253 250H254V249H253ZM6 251H7V250H6ZM11 251H12V250H11ZM45 251H47V252L45 253ZM101 251H102V250H101ZM112 251H113V249L111 250V252H112ZM140 251H141V250H140ZM248 251H251V250H248ZM9 252H10V251H9ZM62 252H63V253H62ZM90 252H91V251H90ZM94 252H95V250H94ZM111 252L108 251V253H109L108 255L111 254V255L108 256V257L112 260V259H115V258L112 257V255L115 254L114 252H116V251H114L113 254H112ZM141 252H143V251H141ZM252 252H253V251H252ZM44 253L47 254V256H46V255L43 256L42 254H44ZM66 253H67V254H66ZM105 253H106V252H104L103 255H101V253H98V254L96 255V257H98V255H101V257H102L103 259H104L103 256H105V259H106V254H107V253H106V254H105ZM118 253H119V252H118ZM126 253H127V252H126ZM63 254H64V255H63ZM257 254H258V253H257ZM244 255H245V256H244ZM93 256H94V257H93ZM113 256H114V255H113ZM115 256H118V254H116ZM53 257H54V256H53ZM108 257H107V259H108ZM111 257H112V258H111ZM121 257H122V256H121ZM126 257H127V256H126ZM42 258H43V259H42ZM45 258H46L47 260H46ZM94 258H95V259H94ZM102 258H101V259H102ZM117 258H118V257H117ZM119 258H120V257H119ZM130 258H131V257H130ZM44 259H45V260H44ZM101 259H100V257H98V260H99V261H101ZM105 259H104V260H105ZM128 259H129V258H128ZM43 260H44V261H43ZM98 260H97V261H98ZM111 260H110V261H111ZM236 260H237V258H236ZM41 261H43V262H41ZM97 261H95V264H99V263H100V262H99V263H96ZM107 261H109V259L105 261L106 264H107ZM120 261H121V260H120ZM93 262H94V261H93ZM93 262H92V264H94ZM101 262H104V261L102 260ZM105 262H104V263H105ZM112 262H113V261H112ZM104 263H103V264H104ZM109 263H110V262H109ZM109 263H108V264H109ZM124 263H125V262H124ZM100 264H102V263H100ZM113 264H114V263H113Z\"/></svg>","mask_w":264,"mask_h":264}]
</instances>
